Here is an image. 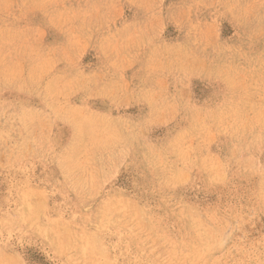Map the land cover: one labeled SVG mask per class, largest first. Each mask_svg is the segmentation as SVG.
<instances>
[{"label":"clouds","instance_id":"9594fccd","mask_svg":"<svg viewBox=\"0 0 264 264\" xmlns=\"http://www.w3.org/2000/svg\"><path fill=\"white\" fill-rule=\"evenodd\" d=\"M167 2L0 0V264H119L112 236L143 237L126 264H264V0ZM48 28L64 42L46 46ZM48 164L65 177L51 192L34 186ZM216 192L227 205L203 227Z\"/></svg>","mask_w":264,"mask_h":264},{"label":"rangeland","instance_id":"374dc122","mask_svg":"<svg viewBox=\"0 0 264 264\" xmlns=\"http://www.w3.org/2000/svg\"><path fill=\"white\" fill-rule=\"evenodd\" d=\"M169 5H173L174 11L178 12L182 7H185L184 4L181 3V0H168L165 7L167 8ZM135 11V10H133ZM141 14V18H142ZM128 18L132 19V13H128ZM29 22L32 24V26H40V27H46L47 22L46 19L40 14L35 13L33 15H30L28 18ZM227 25V21L224 22ZM48 35L45 40V45L48 47L57 46L59 44H62L64 42V37L57 33L55 30L48 28ZM168 36L174 37V26L172 24H169V32ZM222 38L227 39V35L223 36ZM86 62L91 61L93 64L96 63L94 58V53L91 51L89 52L88 56L85 57ZM193 90L195 94L200 97H206L211 93V88L207 85V83H201L200 81H193ZM232 141L225 139L217 143L212 148V152L210 153L209 157V165H212L214 162H219L222 158H227L232 151ZM6 162V161H5ZM35 177L34 180V186L38 185L40 190L51 192L55 185L62 184L65 180V177L61 173L60 169L55 164H48L46 166L44 165H37L35 170ZM18 179H23V177H18ZM10 181L11 177L9 173L3 169H0V204L4 205L5 210H7V204L5 201L8 197V192L10 188ZM43 182V183H42ZM116 185H123L125 187L131 186V179L127 176H123L121 178H118L115 182ZM117 190H120L117 188ZM76 193H73L75 195ZM106 193L100 192L95 197H93L92 203L94 205V210L99 215L101 209L103 208L104 202L107 198ZM56 201H60L62 197L57 196L54 197ZM75 199V197H73ZM96 201H99V203H96ZM209 201V215L201 218V225L203 227H208L212 220L215 219V216L213 213H215V210L220 206H226L227 205V196L223 192H216L215 194H212L208 197ZM75 203V202H73ZM158 220V218H157ZM170 220H166L163 223L160 224V227H165L168 223H170ZM259 229L260 224L257 223L256 230H252V236L257 237L259 235ZM170 234L178 238L179 234L175 231H171ZM143 237H132L130 239H126L124 242L120 241L119 236H112L110 237L106 243L109 246V258L110 259H118L119 264H126L127 261H130L133 259V257L139 256L141 254V250L144 247V245L141 243ZM230 243V242H229ZM119 245V247H117ZM127 245V246H126ZM229 245H225V248ZM129 249L131 254L129 255ZM121 253H124V255H121ZM160 254L166 255L167 250L165 248L160 249ZM221 253L217 252L214 254V256L218 257ZM28 258L30 261L33 262V264H48V261L46 257L39 251L35 250H29Z\"/></svg>","mask_w":264,"mask_h":264}]
</instances>
